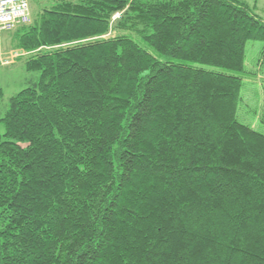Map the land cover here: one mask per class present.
Instances as JSON below:
<instances>
[{
	"label": "trees",
	"instance_id": "16d2710c",
	"mask_svg": "<svg viewBox=\"0 0 264 264\" xmlns=\"http://www.w3.org/2000/svg\"><path fill=\"white\" fill-rule=\"evenodd\" d=\"M257 2L65 0L16 30L41 77L0 120V264H264Z\"/></svg>",
	"mask_w": 264,
	"mask_h": 264
},
{
	"label": "rangeland",
	"instance_id": "374dc122",
	"mask_svg": "<svg viewBox=\"0 0 264 264\" xmlns=\"http://www.w3.org/2000/svg\"><path fill=\"white\" fill-rule=\"evenodd\" d=\"M65 0H31L32 10L31 20L38 17L44 10L50 9L54 5ZM30 4V3H29ZM253 4V2H252ZM258 9L256 16L264 19V0H258ZM121 18V14H117L112 21L110 34L107 38L116 37L122 34L116 24ZM16 31L4 32L0 36V47L2 57H0V87L3 90L4 97L0 102V120H2L9 110L11 99L20 92L33 87L39 82L41 74L39 72H29L26 68L27 55L22 51L17 53ZM133 39L150 54L157 57L161 62H176L166 57L158 56L155 51L142 39L133 36ZM6 56L7 52H11ZM1 56V54H0ZM6 56V57H5ZM12 57L15 60H12ZM195 67L203 68L209 71L222 72L229 75L240 76L227 70L212 68L208 66L195 64ZM246 75L244 80V88L242 90V102L238 110V120L241 124L252 125L251 122H258L256 131L264 135V107L260 105V96L264 99V80L256 77H264V43L249 42L247 45L246 57ZM0 134L5 136L6 130L3 124L0 125Z\"/></svg>",
	"mask_w": 264,
	"mask_h": 264
},
{
	"label": "built area",
	"instance_id": "2783aa9c",
	"mask_svg": "<svg viewBox=\"0 0 264 264\" xmlns=\"http://www.w3.org/2000/svg\"><path fill=\"white\" fill-rule=\"evenodd\" d=\"M31 23L29 0H0V36Z\"/></svg>",
	"mask_w": 264,
	"mask_h": 264
},
{
	"label": "crops",
	"instance_id": "0c3cea01",
	"mask_svg": "<svg viewBox=\"0 0 264 264\" xmlns=\"http://www.w3.org/2000/svg\"><path fill=\"white\" fill-rule=\"evenodd\" d=\"M29 3H30V7H31V9H32V2H31V0H29ZM31 12H32V10H31ZM16 40V39H15ZM17 50V53H18V51H20V50H18V49H16ZM13 51H11V52H7L6 53V56H8L9 54H11ZM5 56V57H6ZM0 57H2V53H1V56ZM12 60H15V58L14 57H12ZM258 78H260V79H262V78H264V77H256V79H258ZM264 79H262V81H263ZM261 98V100H260V105H261V107H264V99H263V95H261L260 96ZM251 124L252 125H247V126H249V127H251L252 129H254L255 131H256V126H257V124H258V122H256V121H253V122H251Z\"/></svg>",
	"mask_w": 264,
	"mask_h": 264
}]
</instances>
